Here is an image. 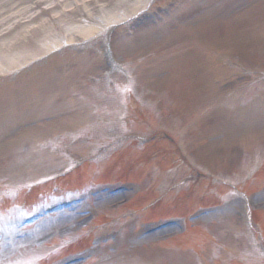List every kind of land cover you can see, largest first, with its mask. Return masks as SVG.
I'll use <instances>...</instances> for the list:
<instances>
[{"label": "rangeland", "instance_id": "374dc122", "mask_svg": "<svg viewBox=\"0 0 264 264\" xmlns=\"http://www.w3.org/2000/svg\"><path fill=\"white\" fill-rule=\"evenodd\" d=\"M144 1L111 0L103 10L95 3L87 9L94 17L88 18L87 12L86 20L98 25L102 15L127 14ZM5 2L0 0L1 4ZM177 2L179 9L168 24L144 29L141 33L145 37L134 35L124 39L122 48L127 52V61L131 66L133 61L135 68L127 69L124 75L116 77V81L110 80L109 84L99 77L103 82H98L101 70L95 57L89 56L88 64L79 67L75 62L72 69L76 68V71L57 78L50 83L51 87L40 85L31 90L28 97L18 98L22 103L49 101V95L56 87L62 86L67 91L82 85L86 98L80 92L77 97L66 94L55 98L80 106L78 112L68 108L64 113L67 121L74 119L75 129L68 125L46 128L44 121L48 117L40 113L29 116L26 108L22 109L19 120L24 122L25 118L30 126L23 125L10 131L0 124V264H64L63 257L68 253H78L81 262L75 264H239L234 256H239L245 264H263L264 247L263 250L257 247L259 240L255 239L259 231L249 232L241 218L249 209H264V90L253 95L246 92L240 102L232 101L254 84L253 88L264 84V75L257 72L264 71V0ZM15 5L19 7L14 11L1 12L7 20L4 28L18 27L32 19L30 26L48 23L41 30L51 32V40L45 44L80 41L77 35L69 41L67 29L85 25L86 21L81 18L84 8L74 10L68 3L61 9L55 4L46 12L44 6L21 10V1ZM20 28L26 32L28 27ZM42 32L39 40L44 39ZM177 35L181 40L176 41ZM167 43L166 53H155L164 50ZM28 50L34 59L46 53L39 43L28 46ZM231 50L238 53V60L236 64L228 65L224 55ZM252 71L256 73L252 74ZM119 85L134 90L144 103L129 101L125 109L123 102H127V91L118 90ZM151 91L156 97H152ZM222 98L230 99H224L223 104ZM5 101H0V117L5 115L12 121L17 120L19 117L5 111L14 105L13 100ZM138 105L144 107L139 110L150 120L138 118L139 113L135 110ZM67 115L71 117L66 118ZM37 122L43 127L34 126ZM153 128L168 132L173 142L157 141L141 148L130 146L131 153L125 152L129 148V139L150 137ZM14 132L19 135L12 139L10 134ZM18 137H21L20 142ZM165 150L169 154L164 155L166 158L139 165L145 178L141 186L136 184L140 188L126 186L120 192L121 196H116L110 193L112 188L100 185L103 175L118 161L120 154H129L128 160L133 162L141 156L156 155ZM174 152H177L176 156ZM83 160L90 163L68 184L65 180H57L62 191L52 196L51 202L39 194L29 197L31 213L41 212L42 216L32 224H23L28 214L12 206L17 200L26 199L24 189L40 184V191L49 193L54 182L49 183L50 180L66 174ZM192 171L202 172L204 180L194 187V199L189 201L190 211L186 212L199 222L190 217V220H184V212L178 210L185 209L184 200L172 201L166 209L161 200V206L152 210L159 216L167 210L185 224L199 223L202 229H194L192 237L170 240L182 231V222L172 221L160 231L148 233L145 229V233H139L146 228L143 224L146 212L142 208L145 203L138 209V216L132 212L135 206L144 199L150 203L159 196L171 200L176 186L181 183L183 187L184 184L193 185ZM114 177L115 174L110 178L112 184L127 182L123 172ZM235 186L241 192L232 194L230 190ZM141 187L147 193L146 198L138 200L136 196L133 206L110 211L109 208L126 201ZM69 188L72 189L68 191L82 188L81 193L85 192H79L81 197L76 199L73 196L78 192H66ZM204 198L207 201H200ZM68 202L73 203L71 207H60L53 214L43 213L48 205ZM205 202L211 206L202 209ZM10 208L11 213H8ZM94 213L100 214L101 224L114 220V225L100 227L96 237L67 250L64 239L75 236L82 227L89 233L88 223ZM261 213L259 220L264 226V211ZM128 216L130 218L126 220ZM228 218L232 221L226 227ZM16 220L19 223L14 226ZM108 238L109 243L105 244ZM224 247H228L230 253Z\"/></svg>", "mask_w": 264, "mask_h": 264}, {"label": "bare ground", "instance_id": "6f19581e", "mask_svg": "<svg viewBox=\"0 0 264 264\" xmlns=\"http://www.w3.org/2000/svg\"><path fill=\"white\" fill-rule=\"evenodd\" d=\"M26 40L28 41V36H27ZM23 44L26 45L27 42L24 41V40L22 39V37H18L17 39H14V41H13L12 43H10V44H5V46L2 47L1 50L6 51V50L17 49V48L22 47Z\"/></svg>", "mask_w": 264, "mask_h": 264}]
</instances>
